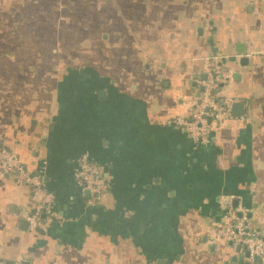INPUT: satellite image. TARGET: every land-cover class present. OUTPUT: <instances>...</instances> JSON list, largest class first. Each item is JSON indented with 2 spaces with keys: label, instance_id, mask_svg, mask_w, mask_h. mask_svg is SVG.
Returning <instances> with one entry per match:
<instances>
[{
  "label": "crops",
  "instance_id": "1",
  "mask_svg": "<svg viewBox=\"0 0 264 264\" xmlns=\"http://www.w3.org/2000/svg\"><path fill=\"white\" fill-rule=\"evenodd\" d=\"M210 64L231 117L187 118ZM232 104V105H233ZM40 174L58 216L0 171V259L19 264H264L206 234L233 214L264 236V0H0V149ZM87 156L102 204L74 176Z\"/></svg>",
  "mask_w": 264,
  "mask_h": 264
},
{
  "label": "built area",
  "instance_id": "2",
  "mask_svg": "<svg viewBox=\"0 0 264 264\" xmlns=\"http://www.w3.org/2000/svg\"><path fill=\"white\" fill-rule=\"evenodd\" d=\"M230 79L227 71L217 64H210L203 89L192 100V109L187 118L177 117L172 122L181 126L195 142L206 143L211 133L222 126L231 117V107L235 101L231 97H220L217 91ZM0 171L10 174L13 180L27 187L30 192V212L25 215L30 230H45L58 219L53 210V196L42 183L40 174L26 169L20 157L6 148L0 149ZM81 188L88 192L89 203L102 204L109 194V180L99 166L87 156L78 159L74 173ZM212 240H223L240 245L249 252V256H259L264 260V236L251 229L247 222L228 214L222 222L206 229ZM0 264H19L0 259Z\"/></svg>",
  "mask_w": 264,
  "mask_h": 264
},
{
  "label": "water",
  "instance_id": "3",
  "mask_svg": "<svg viewBox=\"0 0 264 264\" xmlns=\"http://www.w3.org/2000/svg\"><path fill=\"white\" fill-rule=\"evenodd\" d=\"M217 91L219 92L220 89H218ZM241 107H242V105H241L240 103H234V104L232 105V111H233L234 109H238V110H240ZM229 243H230V242H229ZM230 244H231V243H230ZM237 247H238V248H241L240 245H237ZM246 255L249 257V252H248L247 250H246ZM252 259H253V261H254L255 263H258V262H260V260H261L260 257L257 256V255L253 256Z\"/></svg>",
  "mask_w": 264,
  "mask_h": 264
}]
</instances>
